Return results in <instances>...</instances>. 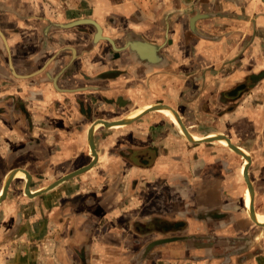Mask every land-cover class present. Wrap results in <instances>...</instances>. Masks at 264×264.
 <instances>
[{"label":"crops","instance_id":"obj_1","mask_svg":"<svg viewBox=\"0 0 264 264\" xmlns=\"http://www.w3.org/2000/svg\"><path fill=\"white\" fill-rule=\"evenodd\" d=\"M11 171L0 264H264V0H0Z\"/></svg>","mask_w":264,"mask_h":264},{"label":"bare ground","instance_id":"obj_2","mask_svg":"<svg viewBox=\"0 0 264 264\" xmlns=\"http://www.w3.org/2000/svg\"><path fill=\"white\" fill-rule=\"evenodd\" d=\"M148 110H155V112L158 113L160 116H162L167 121V123L169 125H171L172 127H174L178 131L177 133L182 134L184 137H188V135L185 132V130H183L182 127H180V124L177 122V120H174L171 117V115L168 112V110L166 108H164V107L159 106V105L158 106H155L154 105L152 107L149 106V107H146V108L139 107V108L131 111L129 114H127V116H126L125 119H123V120H121L119 122H105L103 120H97L93 125L94 126H103V127H108V128H119V126L124 125L126 121L134 120L139 115H141L142 113H145ZM196 136H199V135H195L194 134V135H191L190 138L189 137L188 138L191 139V138L196 137ZM203 137H209V139L215 140V141H217L221 145H227L226 147H228L229 149H231L232 151H234L231 148V146H230L232 143L229 142V140L225 136H219V135H212V134H210V135L203 136ZM204 141H207V140H204ZM204 141H200V142H204ZM243 155H244V160H243L244 162H243V164H246L247 163V159H246L247 156H246V154H243ZM246 168H247V166H244L243 167V176H244V178H245V169ZM12 175H13V177H14V175H15V177H21V179L23 177V174L21 173V171H17L15 174L12 172ZM24 179H25V177H24ZM25 181L27 183V181H28L27 177H26V180ZM4 187H5V184H4L3 188L0 190V197H2V195H3ZM38 193H39V191H29L28 194L27 193L26 194L28 196H30V197H33L34 195H36ZM251 198L252 197H250V191L246 190L245 193H244V195H243V200H244V204H245L246 208H248V210H250L251 205H252L251 204V201H252ZM252 216H253V218L255 220L257 219L259 221V220L263 219V217H264V211H262L260 213H258V212L257 213H253Z\"/></svg>","mask_w":264,"mask_h":264},{"label":"water","instance_id":"obj_3","mask_svg":"<svg viewBox=\"0 0 264 264\" xmlns=\"http://www.w3.org/2000/svg\"><path fill=\"white\" fill-rule=\"evenodd\" d=\"M149 111H152V110H148V111H146V112H149ZM177 116H178V115H177ZM134 120H135V119H134ZM134 120H131V121H134ZM178 120H179V122L181 123L183 129H185L184 126H183V124H182V122H181L180 119H179V116H178ZM131 121H126L125 124H126V123H130ZM191 141H192V140H191ZM210 141H211V140L204 141V142H210ZM212 141H213V140H212ZM192 142H194V141H192ZM229 142H230V141H229ZM230 146H231V148H232L236 153H239V154H241V155L244 157L243 153L240 152V151L238 150L237 147H235V146L232 145V144H231ZM91 149H92V154L95 155L94 150H93V144H91ZM246 159H247V161H248V163H249V159H248V157H247ZM88 167H89V166L83 167V168H81V169H78V170H76V171H74V172H72V173H70V174H68V175H66V176H64V177H62L61 179H59L58 181H56V182H54L53 184L49 185L48 187H46L45 189H43V190L40 191V192H43V191H47V190H49V189H52V188L55 187L59 182H62V181L66 180V179H68V178H70V177H73L74 175H76V174H78V173L84 171V170L87 169ZM12 172H13V171H11V172L7 175V178H6V181H5V187H4V191H3V196H2V197H4V194H5V192H6L7 188H8V186H9L11 180L13 179ZM27 177H28V180H29V175H27ZM245 182H246V185H247V187H248V189H249V191H250V194H251V197H252V200H253V191H252L251 184H250V182H249V180H248V177H247V168L245 169ZM25 192H26L27 194H28V192H29V190H28V183H26V186H25ZM40 192H39V193H40ZM39 193H38V194H39ZM29 195H30V194H29ZM36 195H37V194H36ZM2 197H0V198H2ZM252 209H253V205H252ZM252 213H253V212H252ZM250 217H251V219L256 223V221H255V219L253 218V216L250 215ZM256 224H257V225H260V224H258V223H256Z\"/></svg>","mask_w":264,"mask_h":264},{"label":"rangeland","instance_id":"obj_4","mask_svg":"<svg viewBox=\"0 0 264 264\" xmlns=\"http://www.w3.org/2000/svg\"><path fill=\"white\" fill-rule=\"evenodd\" d=\"M142 108H144V107H142ZM165 108V107H164ZM167 109V108H166ZM168 110V112L170 113V115H171V117L174 119V120H176L175 118H174V115H173V113L171 112V111H169V109H167ZM133 111V110H132ZM154 114H151L150 116H149V120H154V121H159V122H165L166 120L162 117V116H160L158 113H156V112H153ZM148 119H147V121H148ZM165 124V123H164ZM96 127V126H95ZM180 127H181V125H180ZM192 139V138H191ZM194 139V138H193ZM226 146V145H225ZM17 180L19 179V180H24V176L22 177V179H21V177H15ZM264 220V218L263 219H261V220H259V221H263ZM189 263L190 264H197L196 263V261L194 260V259H191V260H189Z\"/></svg>","mask_w":264,"mask_h":264}]
</instances>
